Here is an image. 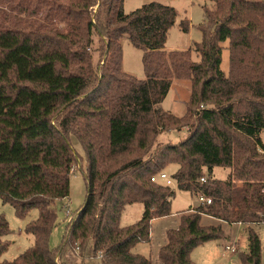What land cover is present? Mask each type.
Returning <instances> with one entry per match:
<instances>
[{
	"label": "trees",
	"instance_id": "trees-1",
	"mask_svg": "<svg viewBox=\"0 0 264 264\" xmlns=\"http://www.w3.org/2000/svg\"><path fill=\"white\" fill-rule=\"evenodd\" d=\"M124 1L0 0V198L19 213L40 208L27 228L34 246L13 261L1 259L8 224L0 218V264H87L90 246L102 264H194L191 251L221 238L224 223L248 227L242 264H264L253 228L264 222V0H202V40L170 50L177 10L154 0L127 13ZM180 27L188 31L189 20ZM123 38L144 51V79L122 70ZM185 77L192 92L178 116L161 103ZM183 129L177 142L159 140ZM71 136L88 162L86 199L50 248L55 203L69 197L78 158ZM98 139L104 157L93 153ZM172 164L178 189L211 202L179 213L158 257H146L133 249L150 240L154 218L172 214L173 183L156 179ZM216 166L227 178L213 175ZM135 203L142 217L121 225Z\"/></svg>",
	"mask_w": 264,
	"mask_h": 264
},
{
	"label": "rangeland",
	"instance_id": "rangeland-1",
	"mask_svg": "<svg viewBox=\"0 0 264 264\" xmlns=\"http://www.w3.org/2000/svg\"><path fill=\"white\" fill-rule=\"evenodd\" d=\"M154 0H125L124 10L129 13L144 4ZM163 4L174 7L178 12V18L175 25L170 29L165 43V48L170 49H188L193 47L195 43L200 42L203 38L201 24L204 21V2L202 0H156ZM4 4H0V7ZM187 19L190 22V29L183 31L180 27V22ZM56 25H61V22H53ZM62 28V25L60 26ZM228 42L223 44L222 54V69L228 71L229 67V50ZM122 70L131 74L138 79L145 78V69L143 64L144 51L134 47L127 38L122 39ZM193 57V55H192ZM195 58V57H194ZM192 92V80L189 78L174 79L171 89L161 106L181 116L186 111V103L190 100ZM185 129V128H184ZM181 131L170 130L159 136L162 142H177L186 135V129ZM90 137L86 136L88 140ZM73 148L76 149L78 158L73 165L70 176V194L65 199L57 200L55 203L56 223L52 229L49 246L50 248L58 247L65 235L68 221L72 217V212L81 208L86 199V183L84 173L88 168V162L84 159V148L80 141L71 136ZM85 140V143H87ZM95 143L96 156L106 154V149L103 147V142L98 139ZM103 145V146H102ZM136 155V148L133 149L129 158ZM127 159V156H124ZM124 161L123 158L117 157L114 167H118ZM99 165L111 169L109 160H99ZM177 169L176 164L168 165L164 168L165 173L171 176ZM229 169L222 166H216L213 170V175L220 179L227 178ZM172 186L175 189V195L172 199V214L165 217L154 218L151 221V235L147 242H140L134 247V251L141 253L146 257L157 258L160 248L166 243L167 233L170 229L176 228L179 225V213L195 206L199 199L196 195L191 194L187 190H180L176 187L173 181ZM144 212L142 203L130 204L125 207L120 217V224L127 225L138 221ZM40 217V208L32 207L24 213H19L12 202L3 201L0 198V218H4L8 224V233L4 239L8 242L6 250L1 255L2 260L13 261L22 253L28 250L35 244V235L27 231L29 224L36 221ZM214 221V220H213ZM211 219H204L203 223H211ZM261 238L262 243V260L264 262V222L253 226ZM224 235L215 240H209L198 245L191 251V259L194 264H242L241 255L248 250V227L240 223L223 224ZM227 245H235L237 251L225 255V247ZM78 253V252H77ZM87 264H102L99 256H94L92 246L89 247L85 258Z\"/></svg>",
	"mask_w": 264,
	"mask_h": 264
},
{
	"label": "built area",
	"instance_id": "built-area-1",
	"mask_svg": "<svg viewBox=\"0 0 264 264\" xmlns=\"http://www.w3.org/2000/svg\"><path fill=\"white\" fill-rule=\"evenodd\" d=\"M156 179H159V180H162L164 181L166 184H172L173 183V179L171 178V176H169L168 173H165V172H161L158 176V178L156 177ZM204 180V179H203ZM199 200L204 202V201H207L208 203L211 202V199H207L203 196L199 197ZM238 249L235 245H227L225 247V255H229V254H232L234 252H236Z\"/></svg>",
	"mask_w": 264,
	"mask_h": 264
}]
</instances>
